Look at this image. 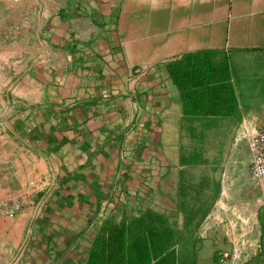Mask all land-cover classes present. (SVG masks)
I'll list each match as a JSON object with an SVG mask.
<instances>
[{"label":"crops","instance_id":"obj_1","mask_svg":"<svg viewBox=\"0 0 264 264\" xmlns=\"http://www.w3.org/2000/svg\"><path fill=\"white\" fill-rule=\"evenodd\" d=\"M203 51L231 115L182 112L167 64ZM243 116L264 131V0H0V200L22 205L0 213V264H86L119 226L146 264H229L220 198L254 224L238 264H264Z\"/></svg>","mask_w":264,"mask_h":264},{"label":"trees","instance_id":"obj_2","mask_svg":"<svg viewBox=\"0 0 264 264\" xmlns=\"http://www.w3.org/2000/svg\"><path fill=\"white\" fill-rule=\"evenodd\" d=\"M211 51L194 52L168 63L167 71L177 87L180 104L185 115H231L237 109V102L229 82L226 62L215 65ZM144 238H150V232ZM157 238H165L158 233ZM123 226L101 229L94 238L89 260L86 264H146L150 246L129 244L126 248L119 241L124 240ZM104 240L111 241V247ZM167 246L160 245L158 250ZM126 249V255L125 251ZM108 251V255L101 253ZM121 254V255H120Z\"/></svg>","mask_w":264,"mask_h":264},{"label":"built area","instance_id":"obj_3","mask_svg":"<svg viewBox=\"0 0 264 264\" xmlns=\"http://www.w3.org/2000/svg\"><path fill=\"white\" fill-rule=\"evenodd\" d=\"M234 143H244L248 148L250 155L249 161V180L251 187L257 192L256 204L264 205V131L257 126L255 121L247 116L241 117L235 134ZM31 186L37 187L39 182L30 183ZM225 195L223 191L221 197ZM216 203V208L211 214V218L223 224L224 235L230 244V250L222 252L219 257L220 262L229 261V264H238L243 258L251 253L253 242L249 234L254 229L251 216L241 212L239 208L224 209V202L221 198ZM20 203L17 199L4 198L0 200V213L13 217L20 210ZM218 210L231 213V216L220 214ZM225 210V211H224Z\"/></svg>","mask_w":264,"mask_h":264},{"label":"rangeland","instance_id":"obj_4","mask_svg":"<svg viewBox=\"0 0 264 264\" xmlns=\"http://www.w3.org/2000/svg\"><path fill=\"white\" fill-rule=\"evenodd\" d=\"M32 189L33 190H37L36 189V187H33L32 186ZM7 198V197H6ZM4 199V198H3ZM2 200V199H1ZM18 201H19V203H20V210H21V208H22V205H21V202H20V200L19 199H17ZM19 210V211H20ZM5 216V215H4ZM6 217H8V216H6ZM22 247H23V243L21 242L20 244H18V246L16 247V250H15V252L13 253V255L16 257L21 251H22Z\"/></svg>","mask_w":264,"mask_h":264}]
</instances>
